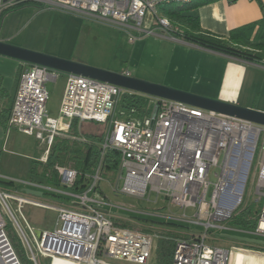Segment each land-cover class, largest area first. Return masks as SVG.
<instances>
[{
  "label": "built area",
  "instance_id": "2783aa9c",
  "mask_svg": "<svg viewBox=\"0 0 264 264\" xmlns=\"http://www.w3.org/2000/svg\"><path fill=\"white\" fill-rule=\"evenodd\" d=\"M191 1L0 0V15L26 3H38L43 8L108 25L124 33L130 42L157 36L155 31H160V37L177 41L173 36L177 29L158 14V9ZM259 64L264 66V59ZM121 74L130 77L128 72ZM57 77L56 72L41 66L25 65L21 69L6 131L14 128L39 141L44 151L36 160L46 163L55 138L88 142L79 132L70 133L73 121L77 122V131L83 122L106 125L99 164L94 174L85 176L88 183L78 192L73 190L78 174L70 165L54 167L58 188L30 182L29 190L53 194L59 202L54 205V227L40 231L33 244L12 215L9 201L13 200L18 209L25 205L44 208L46 205L36 201L43 195L24 194L13 180L5 181L12 183L11 187L0 185V264H22L9 230L34 264H38L37 256L73 264H150L157 239L155 228L140 226L150 231L144 232L115 225L114 219L137 224L129 216L105 213L103 208L109 204L101 195L95 198L100 194V164L107 151L119 155L116 177L110 186L115 194L152 203L164 199L168 206L181 211L140 213L186 226L175 240L171 264H229L231 255L239 250L219 246L222 238L218 234L227 231V223L247 207L250 198L259 212L254 230L245 235L264 240V126L154 98L156 111L152 117L148 115L139 123L121 121L115 117V108L123 90L77 75H66L59 116L53 119L46 113V83ZM214 170L216 182L211 183ZM3 213L9 216L11 225Z\"/></svg>",
  "mask_w": 264,
  "mask_h": 264
},
{
  "label": "rangeland",
  "instance_id": "374dc122",
  "mask_svg": "<svg viewBox=\"0 0 264 264\" xmlns=\"http://www.w3.org/2000/svg\"><path fill=\"white\" fill-rule=\"evenodd\" d=\"M55 12L56 11H47L45 12L46 14L44 17L48 16L51 18ZM155 34L157 36H147L142 39H137L134 42H130L124 33H119L117 30L115 31L110 27L100 25L99 23L82 20L81 31L76 43L75 57L85 60V63L82 62V64L85 65L108 70L114 73H122L123 71H127L131 74V77L135 79L165 86L149 79L155 78L160 80L168 72H173L174 67H168V59L172 54V51L177 50V56L184 58V60L189 59L190 61L193 59L194 61H198L201 54L195 53L196 51H192L195 49H191V53L189 54L183 53L178 55L179 50L184 48L182 47V44L174 42L172 43V41L169 42L165 40L166 38L162 39L159 37L161 35L160 31H155ZM74 62H76V60H74ZM18 63L20 62L0 56V76L3 80V88L8 92L14 85L16 79V67ZM101 66H105V68ZM57 74L58 77L56 81H49L46 83L49 96L46 103V113L49 118L53 119H56L59 116L60 104L67 79L66 75L61 73ZM125 93L126 92H122L121 96ZM137 98L140 101L139 106L142 107V110L149 111L150 117H152L155 109V103L153 99L142 95H138ZM137 118L138 115L136 114L133 118V122L138 123L136 122L138 120ZM117 119L123 121L121 118ZM80 131L82 134H100L101 125L94 122H83L80 126ZM43 151L44 146L39 141H36L33 137L25 136L14 128H10L7 131L0 130V185L6 180H13L20 191L23 189H30L32 187L30 185L28 173L30 164L32 160L39 158ZM215 172L216 170L212 171L210 175L211 183L216 182V178L213 176V173ZM250 177H252V173ZM113 182L114 180L112 177H106L99 183V190L102 191L104 199L109 204L103 208V211L120 214L118 211L134 209L133 212L137 213H126L127 215L122 214L125 216H145L140 213H152L156 210L159 212H164V214H167L168 211L175 214L181 213L178 208L168 206V203L164 199H158L156 203H152L122 194H115L110 187ZM41 193L43 196L41 198H37L36 201L46 205L44 208L25 205L23 208L18 209L16 208L13 200L9 201L12 215L24 229L29 242L32 244L35 241V237H38L40 231L51 230L56 222L57 213L54 209V205L59 202H56L54 197L48 196L45 192ZM99 195L100 194L95 195V198L99 197ZM100 197L103 198L102 196ZM247 206H252L255 209L257 204L253 201V199L250 198L248 199ZM3 218L11 225V221L9 220L10 218L7 214L3 213ZM151 219H155L157 222L161 221V219L153 217ZM133 222L137 224L132 225L134 230H143L144 228H141L140 226H151V224H146L143 222ZM225 228L227 231L220 232L218 236L240 235V233H237L229 227ZM250 239L252 238L250 237ZM219 246L226 249L233 247L238 250H247L253 253L264 254V251L246 249L244 246H240V244L238 245V243L231 240L229 241L227 239H221ZM242 252L243 251H238L233 253L231 255V261L229 264H240L239 259ZM153 257L154 256L152 254L150 264H153ZM54 261L55 263H52ZM54 261H50L49 258L42 259L41 256H37L38 264H62V262H67L63 260H61L62 262L56 260ZM109 263L128 264L118 261H109ZM31 264L34 263L31 261Z\"/></svg>",
  "mask_w": 264,
  "mask_h": 264
},
{
  "label": "crops",
  "instance_id": "0c3cea01",
  "mask_svg": "<svg viewBox=\"0 0 264 264\" xmlns=\"http://www.w3.org/2000/svg\"><path fill=\"white\" fill-rule=\"evenodd\" d=\"M39 6L26 3L5 12L0 17V41L62 59L85 63V60L75 57L76 43L84 19L65 11ZM47 11L56 12L49 18L44 17ZM191 14L198 18L203 31L215 37L228 39L233 30L264 24V0H236L233 3L229 0H219L202 6ZM100 25L110 27L105 24ZM161 38L172 41L167 37L161 36ZM173 42L182 44L184 47L179 50L178 55L189 54L191 49H195L192 51L201 54L200 59L198 61L184 60L177 56V50H174L168 59V67H174L173 72H168L160 80L155 78L149 80L177 90L264 113V66L205 50L180 39ZM24 66L25 64L18 63L16 75ZM101 67L105 68V66ZM77 132L82 134L80 128ZM240 246L248 249L245 244ZM62 264L71 263L62 262Z\"/></svg>",
  "mask_w": 264,
  "mask_h": 264
},
{
  "label": "trees",
  "instance_id": "16d2710c",
  "mask_svg": "<svg viewBox=\"0 0 264 264\" xmlns=\"http://www.w3.org/2000/svg\"><path fill=\"white\" fill-rule=\"evenodd\" d=\"M216 1L219 0H192L188 4L179 6H162L159 7L158 14L168 19L171 25L177 29L175 32L176 34H173V36L185 43L242 61L259 63L264 59V24L259 26L249 25L233 30L230 32L228 39L215 37L201 29L198 18L191 13L202 6L209 5ZM235 1L236 0H229L231 3ZM34 4L43 7L41 4ZM14 9L15 8L12 10ZM4 13H2L0 17ZM20 73L21 70L17 73L14 85L9 92L3 88V80L0 76V130L3 131L7 128ZM123 92L126 93L119 98L115 108L116 118H121L124 121H134L133 118L137 114L138 120L136 119V122L139 123L142 118L150 115L149 111H143L142 107L139 106L140 101L137 97L140 94L127 91ZM105 132L106 125H101L100 134H83L88 140L87 143L71 141L64 138H55L50 148L46 163L38 162L36 160L38 158L32 160L28 171L30 182L42 184L50 188H58L59 180L54 167L56 165H70L78 174L73 189L75 192H78L86 186V183H88L85 176L95 173L100 158L99 146L104 139ZM70 133L72 135L77 134L76 121L72 122ZM118 162V153L115 151H107L101 160L100 177L102 179L112 177L114 180L118 170ZM1 185L11 187L13 184L4 182L1 183ZM98 191L104 198L102 191ZM51 196H53V194H51ZM258 212L259 210L257 208L254 209L252 206H247L229 221L227 225L229 228L234 229L239 233H243L240 234L241 236L254 239L253 236L245 235V233H250L254 230L256 225V215ZM128 216L131 221L151 224V226L155 228L157 239L155 240V247L152 252L154 256L153 264H171L175 248V240L179 238V233L185 229L186 226L177 222L163 220L157 222L155 219L141 215ZM114 223L120 227L133 229L132 224L122 222L119 219H114ZM142 231L150 232L147 229H143ZM8 233L21 263L31 264V260L22 248L15 234L11 230H9ZM245 246L248 249L264 251V247ZM263 256L264 254L243 251L240 255L239 261L240 264H264Z\"/></svg>",
  "mask_w": 264,
  "mask_h": 264
},
{
  "label": "water",
  "instance_id": "95a60500",
  "mask_svg": "<svg viewBox=\"0 0 264 264\" xmlns=\"http://www.w3.org/2000/svg\"><path fill=\"white\" fill-rule=\"evenodd\" d=\"M0 56L13 59L25 65L41 66L64 75L83 76L100 82L109 83L121 88L123 91L140 94L154 99L180 102L193 108L236 117L256 125L264 126V113L254 109L244 108L221 100L209 99L171 87L135 79L133 77H126L121 73H114L108 70L74 62L72 60H66L45 53L16 47L3 41H0ZM155 111L156 108L154 109L153 115L155 114ZM22 192L35 197L42 196L41 192H35L29 189H23ZM104 212L108 213L107 211ZM115 215L126 217L122 214ZM221 237L240 244L264 247V241L256 239L229 235H222Z\"/></svg>",
  "mask_w": 264,
  "mask_h": 264
}]
</instances>
